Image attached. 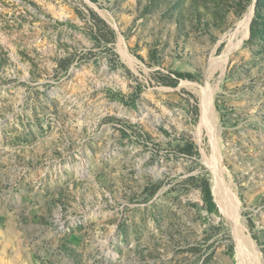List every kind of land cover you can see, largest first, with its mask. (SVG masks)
Instances as JSON below:
<instances>
[{
    "label": "rangeland",
    "instance_id": "1",
    "mask_svg": "<svg viewBox=\"0 0 264 264\" xmlns=\"http://www.w3.org/2000/svg\"><path fill=\"white\" fill-rule=\"evenodd\" d=\"M255 258L264 0H0V264Z\"/></svg>",
    "mask_w": 264,
    "mask_h": 264
},
{
    "label": "bare ground",
    "instance_id": "2",
    "mask_svg": "<svg viewBox=\"0 0 264 264\" xmlns=\"http://www.w3.org/2000/svg\"><path fill=\"white\" fill-rule=\"evenodd\" d=\"M251 17H252V9H250V11L247 13V15L244 18L243 23L245 24V26L249 23ZM208 103H209L208 101H205L203 104V115H206L208 112V109H209ZM209 112H210V110H209ZM216 184H217L219 192L221 193L222 204H223L222 208L225 209V207H226L227 217L230 220V222L232 223V226H233L232 228H234L235 235L237 237V241L239 244L238 245L239 249L241 250V254H244V250H245L244 248L246 246V241L244 238H242V235H243L242 227H241L242 225H240V222L237 218L235 204L232 202L230 197L224 196L223 189H222L221 184H220V179L216 180ZM252 263L253 264H263V262H259V260H257L256 258H255V260H252Z\"/></svg>",
    "mask_w": 264,
    "mask_h": 264
},
{
    "label": "trees",
    "instance_id": "3",
    "mask_svg": "<svg viewBox=\"0 0 264 264\" xmlns=\"http://www.w3.org/2000/svg\"><path fill=\"white\" fill-rule=\"evenodd\" d=\"M204 202L207 203L208 206L212 208L214 207L207 180L204 182Z\"/></svg>",
    "mask_w": 264,
    "mask_h": 264
}]
</instances>
